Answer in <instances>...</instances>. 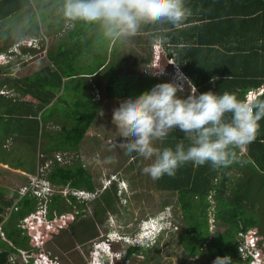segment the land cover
Segmentation results:
<instances>
[{"label": "trees", "instance_id": "obj_1", "mask_svg": "<svg viewBox=\"0 0 264 264\" xmlns=\"http://www.w3.org/2000/svg\"><path fill=\"white\" fill-rule=\"evenodd\" d=\"M186 3L191 9H200L201 13L197 18L202 21L201 25L190 26L187 30L188 38H184L182 42H178L179 38L176 34L172 35V41L174 45L182 44L178 61L183 70L191 76L198 92L211 90L222 93L239 89L241 95L245 96L251 87L260 86L264 79V0H194V2L186 0ZM31 5V0H0V22L28 9ZM193 21V18H189L185 23ZM149 27L141 30L135 40V52L126 55L125 60L120 61L118 68L107 64L106 70L109 72L99 70L97 60L89 67L87 73L79 72L83 65L77 67V63L89 55V53L86 55L85 49H80L79 45L88 47L92 42L91 38L85 36L90 27L79 23H74V27L69 28L58 40L56 52L59 55L51 54L56 70L46 66L32 76L17 79L11 77L16 64L10 63L1 67L0 90H14L23 98H21L22 104L19 103L18 106L17 98H5L0 93V98L3 99V102H0V142L2 138L20 132L19 138L22 139V144L34 141L36 146L38 137L40 139L47 137V141L42 144L43 154L78 151L86 134L91 130L95 118L100 114V108L106 98L136 96L130 92L137 88L133 89L128 82L133 73L141 74V79H145L140 84L141 89L150 90L160 83L157 81L161 74L157 76L156 72L161 65L154 66L153 62L162 61L165 54L164 52H160V55L156 54L155 44H148L144 33L174 27L171 25H165L163 28ZM206 28L211 32L206 33ZM27 33L28 36H35L40 30L39 28L25 30L23 26L0 30V52L8 50ZM78 41L82 42L78 43ZM125 44L126 42L116 41L113 49L117 51V46L123 47ZM149 48L153 50L148 51ZM75 49H78L77 55L70 56L69 54ZM195 53H205L208 65L191 60L189 54ZM223 56L227 61L225 70L221 66ZM117 59L119 61V58ZM101 61V65L108 61L107 54ZM24 63L26 65L27 60H24ZM109 63L114 62L110 60ZM149 65L153 66L147 73L144 66ZM211 69L227 78L231 75L232 81L254 77L255 82L250 80L249 82H215L209 88L206 87L208 81L216 75ZM142 70L144 71L141 72ZM162 70L166 71L165 68ZM105 73L106 79L101 80ZM4 74L6 76L3 78ZM58 103H63V106H59ZM20 107L23 111H19ZM33 110L36 112L31 113ZM50 122L58 127L53 134L43 129V126H49ZM181 140H185L183 133L179 130L173 131L159 146H174ZM260 140H263V143ZM258 142L264 146V133H257L255 141L248 145L250 157L242 156L238 162L228 168L216 170L213 176H210V172H205L209 164L196 168L192 163H187L177 170L175 176L164 175L157 180L159 188L174 191L172 194L174 197L176 195V201L182 210L181 220L185 224L183 230L180 229L182 232H178V239L188 255L200 254L212 262L218 256L230 255L233 264H251L252 258L244 259L240 255L237 239L240 233L253 228L260 237L259 247L264 251V208L256 207L264 196V165L255 158L257 156L254 150ZM39 143L41 146L42 142ZM11 157L16 160V157ZM17 162L18 165L24 164L21 159ZM43 166L46 170L42 177L49 180L54 188L57 187L56 192L43 198L38 190H28L21 194L15 203L14 199L2 200L0 264H13L9 261L10 255H20L22 251L29 259L23 264H33L36 254L42 250L44 243L64 233L76 223L85 202L72 192L64 194V188L96 190L93 175L81 159L72 164H63L52 156L51 164L43 162ZM233 169L236 172L232 171ZM28 171L35 172V169L31 167ZM19 177L23 182H27L26 176L19 175ZM6 207L12 209L7 214H3ZM72 208H75V217L64 218ZM39 215L45 216L46 221L39 222L36 218ZM212 219L219 226L224 224L227 228L211 237ZM114 229L112 226L111 231ZM37 241L39 243H36ZM119 243L121 242H113L112 247L113 251L122 254V258L128 259L134 253L139 254L141 250L143 251L140 245L123 243V247H120ZM120 259L117 255L110 256L101 251L97 264H117Z\"/></svg>", "mask_w": 264, "mask_h": 264}, {"label": "rangeland", "instance_id": "obj_2", "mask_svg": "<svg viewBox=\"0 0 264 264\" xmlns=\"http://www.w3.org/2000/svg\"><path fill=\"white\" fill-rule=\"evenodd\" d=\"M31 2L32 5L28 9L11 15L0 22V30L8 27L22 28V26L25 30L28 28H39L40 30V33L37 35L39 48L31 50L30 56L23 60H17V56L11 57V63L16 64V68L13 70L11 77L17 79H24L28 76H32L35 72L40 71L47 65L51 63L54 64L52 57L49 56L48 60L45 54L48 56L49 52L50 54L56 52L58 40L69 28L74 26L73 22L63 19L59 14V0H31ZM60 24H62V28L59 27ZM46 32L48 34H46ZM91 35L94 37L93 43H89V46L85 47L87 48L85 49V54L87 55L89 53V55L85 56L83 60L77 63V67L78 65H83V68L79 70V72L88 71L89 67L105 54L109 46V41L105 40L100 33ZM97 37L99 38L96 44H94ZM126 46L127 44L123 47H119V52L122 55H119L115 48L111 49L110 55L115 59L112 61L114 63H110L109 66L121 64L120 61L125 60V56L128 55L124 53L126 51ZM171 48L173 47H167L168 51H170ZM77 52L78 49H75L73 53L69 55L75 56ZM54 55H56V53H54L53 56ZM169 57H171L170 54H165L163 60L158 61L161 68H165L167 71L171 69V66H168ZM116 58H119V62H115ZM24 60H27L26 65ZM0 64H2L0 68L8 65L4 63ZM51 67L52 70H56L55 65ZM151 68L152 65L148 67V70ZM143 71L144 70L141 72ZM159 71L160 70H158V72ZM140 75L141 74L133 73V76L128 80L133 89L137 88V90L131 91V94L139 95L146 91V89H141L140 87V84L145 80L141 79ZM5 76L6 74L3 75V78ZM105 77L106 73L103 74V78ZM0 93H2L5 98H17L19 100V102H16L18 106L19 103L22 104L21 98L23 97L20 93H16L14 90L9 89L0 90ZM65 94L66 92L64 95ZM178 95H190L189 88H185L184 92L178 93ZM127 98L129 97H114L104 100L100 108V114L95 118L91 130L86 134L83 140L81 148L76 152H51L43 154L42 144L47 141V137H43L42 139L38 137L36 146L34 141L22 144V139L19 138L20 132H16V134H12L8 138H2L0 147H3V149L0 148V160L7 162L0 161V206L2 205L3 199H14L15 203L18 197L28 190H38L41 197L47 198L48 195L46 191L37 188V180L39 178H44L42 175L45 174L46 168L43 166V162L51 164L52 156L63 164H72L81 159L85 167L92 173L94 186L96 187V191L93 193H83L81 200H85L86 203L81 209L76 223L64 233L44 243L42 245V250L38 251L36 254L33 264L39 260L38 258L43 253L56 255L61 264H97L99 257L95 258L93 255V253L97 254V252H92L89 256L90 251L98 246L100 241L106 240L109 234L112 235L114 230H118L119 235L125 234L128 237L129 244L140 245V248L143 249V251L141 250L142 255L140 253L134 254L128 259L122 258V254L118 253L117 257L118 259L121 257V259L117 264H213L212 261H209L200 254L195 255L193 259L191 258L192 256L186 254L183 245L179 243V234L177 233L171 234L170 237L162 240L154 247L145 248L144 243L141 244L140 241L146 240L147 236L145 234L139 235L138 230L140 226H143L145 224L144 221L148 218L158 216L157 214L160 213L167 204H172L174 207L179 208L176 214V220H179L180 223L178 221L176 222L180 224L181 230H183L185 224L184 221L181 220L182 210L180 206H178L176 195L174 197L172 194L174 191L159 188L157 181H153L149 176L143 173V167L147 163H150V161H145L135 156V154L129 156L119 146V134L111 121L113 109L118 107L119 103ZM0 102H3V99L0 98ZM58 104L59 106H63V103ZM20 108L19 111H23L22 107ZM34 112H36V110H33L31 113ZM57 128L58 127L52 122H50L49 126H43V129L51 134H53ZM39 141L42 142L41 146ZM163 143L164 141L158 142V146ZM244 155L248 156V153L244 150H239L237 153L238 160ZM11 156L16 157V160H13ZM244 158H246V156H244ZM19 159L23 160V165H18L17 161ZM31 167L35 169V172L28 171ZM194 167L197 168L199 166ZM232 171L236 172L235 169ZM205 172H210V176H213L216 170H213L209 165ZM115 174H118V176L124 180L121 185L122 192L121 188L120 191H117V183H114V181L111 184L109 183L111 177L113 178L112 175ZM19 175L26 176L28 178L27 182H23ZM73 191L74 190L69 188H64L63 190L64 194H68L67 192L73 193ZM170 198L171 201H169ZM11 209L12 207H6L3 214H7ZM66 217H75V208H72L71 212L66 213L64 218ZM40 218L41 221L45 219L44 216ZM210 223L212 224V227H210L211 237L216 232L227 228L224 224L219 226L214 219H212ZM112 226L115 228L113 231H111ZM245 233L239 234L237 243L239 239L240 242L244 241ZM251 233L256 236L255 242L257 249L262 252L264 257V251L259 247L260 237L254 228ZM119 242H121L119 243L120 247H123V243L128 244L124 240H120ZM36 243L39 242L37 241ZM118 247L117 245V248ZM238 250L242 258H251L246 252V249L240 246L239 243ZM144 251L149 254L147 255ZM24 255L26 256V253L22 252V254L17 255L15 260L17 262H25ZM26 258L28 259V256H26ZM251 264H254L253 259ZM260 264H264V260Z\"/></svg>", "mask_w": 264, "mask_h": 264}, {"label": "clouds", "instance_id": "obj_3", "mask_svg": "<svg viewBox=\"0 0 264 264\" xmlns=\"http://www.w3.org/2000/svg\"><path fill=\"white\" fill-rule=\"evenodd\" d=\"M58 12L67 21L95 29L105 40L120 42L128 41L149 26L163 28L171 25L179 30L192 15V9L187 6L186 0H59ZM30 37L38 39V36L24 38ZM167 47L169 46L164 45L162 49L164 54L171 53ZM10 48L0 53L23 60L30 56L31 50L39 48V45L21 44L14 46L12 51H9ZM4 58H0V63H11V59ZM168 63L171 69L163 71L168 78L167 82L158 83L150 90L129 97L113 109L111 122L119 134V146L129 156L135 154L150 161L142 171L153 181L164 175L175 176L177 170L187 163L194 166L209 164L213 170H219L238 162L237 150L247 152L248 145L257 137L259 122L264 118V99L260 98L261 95L242 96L239 89L222 93L211 90L198 93L195 84L175 56L169 57ZM215 79L214 77L213 82ZM185 88H191V94L178 95ZM259 88L264 93V89ZM177 130L183 133L187 143L181 140L174 146H158V142L164 141L170 133ZM112 176L109 183H117V191L121 188L122 192L121 185L124 180L118 174ZM37 184V188L45 190L48 196L57 190L45 178H39ZM95 191L78 189L73 194L81 200L84 192ZM81 201L86 203L85 200ZM178 211L179 208L167 204L160 212V217L154 216L151 220L152 216L144 221L145 224L140 226L138 233L145 234L147 239L141 240V244L144 243L145 248L154 247L171 234H178ZM251 231L252 229L244 234V239L249 235L255 242L256 236ZM127 238L125 234L119 235L118 230H114L112 235L109 234L106 240L100 241L90 251L89 256L92 252H97L93 253L97 258L101 251L110 256L117 255L113 251V242ZM126 241L128 243V239ZM238 243L241 245L240 239ZM251 248L261 254L263 261V254L257 249L256 242ZM250 256L254 262V255ZM213 264H233V260L230 255L218 256Z\"/></svg>", "mask_w": 264, "mask_h": 264}, {"label": "crops", "instance_id": "obj_4", "mask_svg": "<svg viewBox=\"0 0 264 264\" xmlns=\"http://www.w3.org/2000/svg\"><path fill=\"white\" fill-rule=\"evenodd\" d=\"M192 2H194V0H191ZM32 3V2H31ZM29 8V7H28ZM201 13V11H200V9H194V8H192V15L189 17V18H193V22L192 23H185L183 26H182V28L181 29H179V30H177V29H175V28H168V29H160V31H147V32H145L144 34L147 36V39H148V44H156V43H159V42H161V43H173V41H172V35L173 34H176L177 36H178V38H179V40H178V42H182L183 40H184V38L186 39V38H188V32H187V30H188V28H190V26H194V25H201V22L202 21H200V20H198V18H197V16H198V14H200ZM195 17V18H194ZM73 24H74V22H73ZM74 27V26H73ZM61 28H62V24H61ZM148 29L150 28V27H147ZM90 30V32L88 31L86 34H85V36L86 37H88V38H91V43H93V36L91 35V34H98L99 32L98 31H96L95 29H92V28H89ZM183 29H186L185 31H183V32H180V30H183ZM235 30H236V28H234ZM94 31V32H93ZM93 32V33H92ZM205 32L206 33H210L211 31L210 30H208L207 28L205 29ZM85 33V32H84ZM138 35H140V33L138 34ZM138 35H136L135 37H133V38H131V39H129L128 41H126V44H127V46H126V51L124 52L125 54H133L134 52H135V40H136V37L138 36ZM35 36H37V35H35ZM25 37H29L28 36V33L26 34V36ZM100 37V36H99ZM99 37H97L96 38V40H95V42H94V44H96V42H97V40H98V38ZM154 40V41H153ZM156 40V41H155ZM82 41H78V43H81ZM114 42H116V41H109V46L107 47V49H106V51H105V54L100 58V59H97V62H98V64H99V66H100V69L99 70H104V71H107V72H109V70H106V66H107V64H110L109 63V61L111 60V61H113L115 58H112V56L110 55V51H111V49H113V44H114ZM155 42V43H154ZM173 45V44H172ZM89 46V45H88ZM121 47V46H120ZM174 47H175V49H174ZM79 48L80 49H87V48H85V47H83V46H81V45H79ZM155 48L156 49H154V52L157 54H159L160 55V52H162V49H160V47H158L157 45L155 46ZM182 48H183V46H182V44H179V45H173V48H171L170 50H171V53H174L175 54V59L176 60H178V55H179V53H180V51L182 50ZM153 49H151V48H149L148 49V51H152ZM208 52V51H207ZM207 52H205V53H207ZM54 53H56V55H59V53L58 52H52L51 54H54ZM117 53L119 54V55H122L120 52H119V46H117ZM171 53H169L170 54V56H172V54ZM204 53V54H205ZM51 54H50V52H49V54H48V56L45 54V56L48 58V60H49V56H51ZM107 54V62L104 64V65H101V60L105 57V55ZM204 54H197V53H195L194 55L192 54V55H190L189 54V56L191 57L190 59L192 60H194L195 62H198V63H200V64H203V65H208V60H207V58L205 57V55ZM185 56H187V53H185ZM53 60V59H52ZM64 60H66L65 58H64ZM67 61V60H66ZM115 62H119L118 61V59L116 58V60H115ZM153 65L154 66H156L157 65V67H158V61H154L153 62ZM152 65V66H153ZM47 66H54V64L53 63H51V64H49V65H47ZM109 66V65H108ZM114 66H117V68H118V66H119V64L118 65H114ZM151 65H149L148 67H150ZM221 66H222V68L225 70L226 69V66H227V61H226V58H225V56H223L222 57V60H221ZM148 67H145L144 66V70H145V72H149V71H151V69H149L148 70ZM208 68H209V66H207ZM52 68V67H51ZM112 69H114L113 67H111ZM210 69V68H209ZM89 70H90V68H89ZM160 71L158 72V70H157V72L159 73H156V75L158 76V75H160L161 74V76H159V79H158V81L157 82H167L168 81V78H167V76H164V72H163V70H162V68H160L159 69ZM83 72H86L87 73V71H83ZM91 72V71H90ZM211 72H214L216 75H214V76H212L211 77V79L208 81L209 83H207V85H206V87L208 86L209 88H211V86H212V84H214L215 82H247L248 80H250V82H253L254 80H255V78L253 77V78H251V77H245V79H242V80H238V81H232L231 80V78H232V76L230 75L228 78L226 77V76H222V75H218V73L217 72H215L214 70H212L211 69ZM187 73V72H186ZM97 74V73H96ZM188 74V73H187ZM86 75V74H85ZM88 76H89V74H87ZM189 75V74H188ZM233 75V74H232ZM248 75H250V74H248ZM76 77H78V76H76ZM189 77H190V80L192 81V78H191V76L189 75ZM216 78L215 79V81L213 82V78ZM106 79V78H105ZM252 79V80H251ZM257 79V78H256ZM101 80H104V78H102ZM260 80V79H259ZM263 81H261V82H263L260 86H258V87H251L250 89H252V88H259V87H261V88H263L264 89V79H262ZM194 81H192V83H193ZM249 82V81H248ZM255 82V81H254ZM257 82H259V81H257ZM190 90H191V88H190ZM198 91V90H197ZM199 93V92H198ZM190 94H191V92H190ZM260 98L261 99H264V93H262L261 94V96H260ZM259 125H260V127H259V131H258V134L260 133H264V118H262L261 120H260V122H259ZM260 142H262L263 143V140L261 141L260 140ZM260 142H258L257 144H256V147H255V151H256V156L257 157H255V158H257V160L258 161H260V163H262V165H264V146H262V144L260 143ZM247 153H248V155H249V157H250V154H249V149H248V151H247ZM256 207L257 208H259V207H264V196H262L261 197V202L260 203H258L257 205H256Z\"/></svg>", "mask_w": 264, "mask_h": 264}, {"label": "built area", "instance_id": "obj_5", "mask_svg": "<svg viewBox=\"0 0 264 264\" xmlns=\"http://www.w3.org/2000/svg\"><path fill=\"white\" fill-rule=\"evenodd\" d=\"M37 43V39L36 38H32V37H30V38H24V39H22L21 41H19V42H17V43H15L11 48H10V50L9 51H12V48L15 46V47H17V46H20L21 44H25V45H34V44H36ZM158 47H160V49H163L164 48V45H167V46H169V47H171L172 46V44H170V43H166V44H164V43H161V42H159V43H157L156 44ZM175 56V54L173 53L172 54V56L171 57H174ZM3 57H5L6 59H11V57H10V55L9 54H4V53H0V58H3ZM4 58V59H5ZM262 91L263 90H261L260 88H257V89H250L247 93H246V95L245 96H247V97H258L259 95H261L262 94ZM41 216H37L36 218H37V220H39V222H45L46 220V218H45V216H44V220L43 221H41V218H40ZM214 225V224H213ZM252 240H251V238H250V236L249 235H246V238L244 239V241H242L241 242V245L240 246H242L244 249H246V252L249 254V255H254V257H255V261H254V264H260L261 263V261H262V259L260 258V255L261 254H259V253H256V250H255V252L252 250V246L253 245H255V242H251ZM23 252V251H22ZM22 252H21V254H22ZM17 255L18 254H11L10 255V258H9V261H11L13 264H23V263H27L28 262V259L26 258V256L24 255V257H25V262H17L16 260H15V258L17 257ZM259 255V256H258ZM39 260L38 261H36L34 264H61V262L58 260V258H57V256L56 255H52V254H48V253H43V254H41L40 255V257L38 258Z\"/></svg>", "mask_w": 264, "mask_h": 264}, {"label": "flooded vegetation", "instance_id": "obj_6", "mask_svg": "<svg viewBox=\"0 0 264 264\" xmlns=\"http://www.w3.org/2000/svg\"><path fill=\"white\" fill-rule=\"evenodd\" d=\"M157 215L160 217L161 214L158 213ZM153 219H154V216L151 218V220H153ZM124 241H126V240L124 239ZM126 242H127V241H126ZM98 245H99V244H98ZM92 251H93V249H92ZM144 252H145V251H144ZM134 254H135V253H134ZM140 254H141V252H140ZM186 254H187V253H186ZM141 255H142V254H141ZM195 255H196L195 253L192 254V257H191V258H192V259L195 258Z\"/></svg>", "mask_w": 264, "mask_h": 264}]
</instances>
